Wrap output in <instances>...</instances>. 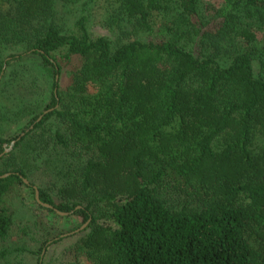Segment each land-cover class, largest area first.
I'll list each match as a JSON object with an SVG mask.
<instances>
[{"label":"trees","instance_id":"trees-1","mask_svg":"<svg viewBox=\"0 0 264 264\" xmlns=\"http://www.w3.org/2000/svg\"><path fill=\"white\" fill-rule=\"evenodd\" d=\"M79 1L0 0V244L25 186L82 220L70 256L92 264H264V0H217L216 31L201 0H113L114 39L70 20Z\"/></svg>","mask_w":264,"mask_h":264},{"label":"rangeland","instance_id":"rangeland-1","mask_svg":"<svg viewBox=\"0 0 264 264\" xmlns=\"http://www.w3.org/2000/svg\"><path fill=\"white\" fill-rule=\"evenodd\" d=\"M113 3V0H80L77 4L67 6V11H65L68 12L72 22H75L83 14V11H86L87 15L90 17L88 25L91 32L95 36L104 35L114 39L116 37V32L110 26V12ZM216 8H218L217 0H201V13L209 22V24L205 25L207 30L216 31L219 28V19L215 16ZM259 37L263 38L264 33H259ZM35 68L39 73V77H42L43 75L45 77H51V68H45L38 64ZM8 79L9 78H7L6 81ZM5 85L7 84L2 83V87ZM38 86L41 90L45 89L43 77ZM2 89H5V87ZM19 91L22 92L21 89ZM90 92H93V90H90ZM6 125L5 123L3 124V126ZM22 127L23 126L18 125L15 122L7 125L5 128L6 131L2 132L3 138L7 139L16 135L21 138L24 134L21 132ZM13 142L10 146H4V154L13 152L16 145L15 143L13 144ZM16 153L20 155L19 150H16ZM1 169H3V166L0 162V171ZM36 170L37 178L32 180V185L36 187V189H38L39 186L43 188L48 187V181H46L43 176L41 178L40 172L38 169ZM173 187L176 186L172 184L170 188ZM170 191L176 192L172 189ZM53 195L57 201H60L55 193H53ZM180 197L181 195L171 198L177 200ZM181 199L179 200L180 202H182ZM183 199H185L184 196ZM8 202L15 212L17 225L14 228V233L11 239L7 243H1L0 249L23 248L30 252H35L36 254L32 256L29 254L22 255V260L24 264H36L42 240L46 233H50V235L54 237L61 236V238L67 239L63 243L51 248L48 263L50 260H53L55 261L54 264H64L67 262L66 260L72 258L73 261H77L73 264H92L82 255H79L77 258L70 256L72 255L70 246L77 240V238L74 239L69 237L73 236L74 233L72 231L74 229L82 225V220L79 217L74 216L73 214H70L69 216H60L41 208L36 202L33 190L28 189L25 186H17L14 192L8 197Z\"/></svg>","mask_w":264,"mask_h":264},{"label":"water","instance_id":"water-1","mask_svg":"<svg viewBox=\"0 0 264 264\" xmlns=\"http://www.w3.org/2000/svg\"><path fill=\"white\" fill-rule=\"evenodd\" d=\"M49 112H52V111H47L45 114H47V113H49ZM42 118H43V116L42 117H40V119H39V121H41L42 120ZM25 134H23V136H24ZM22 136V137H23ZM21 137V138H22ZM21 138H19V140L21 139ZM16 144V142H13V144ZM6 176H8V175H5L4 177H6ZM25 181V183L26 184H29V182L27 181V180H24ZM35 199H36V202L40 205V206H42V207H44V208H46V209H49V210H52V211H55L58 215H60V216H69L70 214H67V213H61V212H58L57 210H55V208L53 207V206H51V205H49V204H46V203H43L42 201H41V199H40V194H39V191H37L36 190V194H35ZM86 226L87 225H85V226H83L82 228H81V230H84L85 228H86ZM81 230H79V231H77V232H80ZM45 253V252H44Z\"/></svg>","mask_w":264,"mask_h":264}]
</instances>
